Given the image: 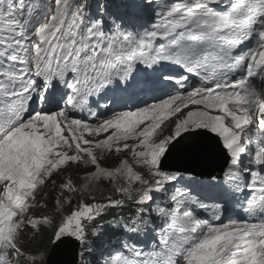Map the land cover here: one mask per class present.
<instances>
[{
  "label": "snow or ice",
  "instance_id": "1",
  "mask_svg": "<svg viewBox=\"0 0 264 264\" xmlns=\"http://www.w3.org/2000/svg\"><path fill=\"white\" fill-rule=\"evenodd\" d=\"M0 264H264V0H0Z\"/></svg>",
  "mask_w": 264,
  "mask_h": 264
}]
</instances>
